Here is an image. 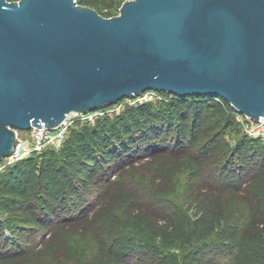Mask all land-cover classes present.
<instances>
[{"label": "trees", "instance_id": "1", "mask_svg": "<svg viewBox=\"0 0 264 264\" xmlns=\"http://www.w3.org/2000/svg\"><path fill=\"white\" fill-rule=\"evenodd\" d=\"M78 1L106 16L124 2ZM158 92L76 119L59 147L0 162V264H264V138L221 96ZM168 160L172 176H208L210 193L154 191ZM141 191L154 192L159 217L139 210Z\"/></svg>", "mask_w": 264, "mask_h": 264}, {"label": "water", "instance_id": "2", "mask_svg": "<svg viewBox=\"0 0 264 264\" xmlns=\"http://www.w3.org/2000/svg\"><path fill=\"white\" fill-rule=\"evenodd\" d=\"M148 90L264 117V0H0V162L20 129Z\"/></svg>", "mask_w": 264, "mask_h": 264}, {"label": "rangeland", "instance_id": "3", "mask_svg": "<svg viewBox=\"0 0 264 264\" xmlns=\"http://www.w3.org/2000/svg\"><path fill=\"white\" fill-rule=\"evenodd\" d=\"M146 96H149L150 99H156L158 97V94L154 92H149L148 95ZM146 96H142L139 99H137V97L127 99L126 103H135L137 101H142L141 99L146 98ZM126 103L124 102V103H120L112 107H109L108 112L112 113L114 111L121 110L122 107ZM29 130L30 129H20L19 130L20 136H23V137L29 136L28 134ZM226 138H228V140H230V142L232 143L235 142V137L230 132L226 134ZM142 160L144 159H137L136 162L137 163L142 162ZM169 161L170 160H168L165 163V166H167V168H165L162 173L160 172V174L158 173L154 174L158 177V180H159L158 183L154 184L153 186L154 191L158 192L162 189H165V191L169 193V195L172 198H178L180 200L184 199V197L189 193H194V194H199V195L210 193L209 185L211 184L209 181L210 179H208L209 178L208 176L206 177L198 176L195 173H192L184 169L178 170L177 175L172 176L171 171L168 169L169 168L168 166L170 165ZM135 173L137 172H131L130 174H127L126 176L128 178H134L136 175ZM233 182H235V178ZM103 191L104 192H102V195L101 197H99L97 202H102L103 198L106 196V189H103ZM150 194H151L152 199L149 197ZM150 194L146 193L145 191H141L140 193H138L137 207L139 208L140 211L145 212L146 214L157 218L161 215V212L158 211V201L152 195L154 194V192H150ZM47 237H48V232H45L42 236H38L35 239V241H30L29 244L25 245L26 247L25 249H29L34 246L36 247L42 246L44 243V238H47ZM61 254L62 253H60L58 257H61ZM21 256H23V254H21ZM131 264H151V262H150L149 257L147 258L133 257Z\"/></svg>", "mask_w": 264, "mask_h": 264}, {"label": "built area", "instance_id": "4", "mask_svg": "<svg viewBox=\"0 0 264 264\" xmlns=\"http://www.w3.org/2000/svg\"><path fill=\"white\" fill-rule=\"evenodd\" d=\"M149 92L158 94L157 98L161 97V94L157 90H148L136 97L137 99H139L142 96L148 95ZM144 99L148 100L150 98L149 96H146V98ZM144 99L141 100L144 101ZM106 112H108V108H101L85 113L73 112L69 114L61 124L54 128L43 125L40 127V129H37L36 126H33L28 132L29 136H20V133L18 131V140L16 147L13 153L8 157L7 162H14L18 159L30 155L33 151H42L47 146H61L67 137L70 126L76 119L94 120L96 117ZM238 119L241 122L243 130L249 135L264 138V117L256 120L244 115L243 113L238 112Z\"/></svg>", "mask_w": 264, "mask_h": 264}]
</instances>
